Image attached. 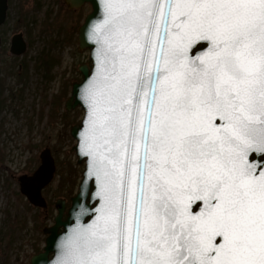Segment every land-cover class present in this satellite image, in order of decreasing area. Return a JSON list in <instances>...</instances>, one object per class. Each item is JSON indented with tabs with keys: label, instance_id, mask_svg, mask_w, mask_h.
Segmentation results:
<instances>
[{
	"label": "snow or ice",
	"instance_id": "6c2138e0",
	"mask_svg": "<svg viewBox=\"0 0 264 264\" xmlns=\"http://www.w3.org/2000/svg\"><path fill=\"white\" fill-rule=\"evenodd\" d=\"M104 13L86 137L104 203L61 264H264V0Z\"/></svg>",
	"mask_w": 264,
	"mask_h": 264
},
{
	"label": "rangeland",
	"instance_id": "374dc122",
	"mask_svg": "<svg viewBox=\"0 0 264 264\" xmlns=\"http://www.w3.org/2000/svg\"><path fill=\"white\" fill-rule=\"evenodd\" d=\"M90 11L89 4L70 9L63 0H8L0 26V264H29L43 250L42 230L53 224L56 199L63 198L67 209L78 190L84 163L72 150L70 127L83 110L66 111L64 104L72 82L81 80L78 66L89 57L87 48L78 49L77 28ZM19 32L26 50L15 56L10 39ZM44 148L56 168L42 189L45 209L31 205L17 182L39 166Z\"/></svg>",
	"mask_w": 264,
	"mask_h": 264
},
{
	"label": "water",
	"instance_id": "95a60500",
	"mask_svg": "<svg viewBox=\"0 0 264 264\" xmlns=\"http://www.w3.org/2000/svg\"><path fill=\"white\" fill-rule=\"evenodd\" d=\"M7 1L0 0V26L7 18ZM63 2L70 9H78L84 4H89L91 7V11L86 14L83 23L77 28L78 49L87 48L89 57L86 63L78 66L81 80L72 82L70 96L64 104L66 111L76 106H80L83 110L81 121L70 127V135L76 140L72 150L75 152L77 162L79 164L83 162L84 166L78 190L71 197L69 207L66 209V202L63 198L56 199L54 204L57 214L53 219L54 223L43 229L47 235L43 250L33 254L29 264H61V261L65 259L71 260L75 247L80 243L77 239L78 234L95 223L104 203L101 196V179L96 174L98 169H94L93 156L86 147V137L90 135L92 120V103L89 93L93 85L99 83L101 77L103 45L96 34V26L103 22L104 0H63ZM204 43L207 48V42ZM25 50L26 42L23 34L19 32L12 35L10 53L20 56ZM189 55L194 56L195 52L190 51ZM39 158L40 164L32 174L22 175L18 180L20 192L29 203L35 207L44 208L46 200L42 195V189L50 183L56 168L49 148H44Z\"/></svg>",
	"mask_w": 264,
	"mask_h": 264
},
{
	"label": "flooded vegetation",
	"instance_id": "af4514ba",
	"mask_svg": "<svg viewBox=\"0 0 264 264\" xmlns=\"http://www.w3.org/2000/svg\"><path fill=\"white\" fill-rule=\"evenodd\" d=\"M8 2V1H7ZM7 14H8V10H7ZM1 37V36H0ZM1 45H2V38H1ZM203 49H206V43L202 42L199 44L198 48L196 49V51H200V50H203ZM0 50H1V47H0ZM194 53V52H192ZM13 55V54H12ZM16 56V55H15ZM261 161H264V155H257L256 153H249V163H252L253 166L256 168L257 170V173L260 171V170H264V169H261ZM22 175H30V174H22ZM20 175V176H22ZM18 176L17 177V182L19 184V180L18 178L20 177ZM20 188V186H19ZM20 191V189H19ZM21 193V192H20ZM22 194V193H21ZM96 203V201L93 203V205ZM196 204H199L200 207H196ZM196 204H193L192 207H193V214H197L198 212H200L203 208V202L202 201H197ZM70 205V204H69ZM48 204L46 202V207L47 208ZM65 217V215H64ZM53 223H54V220H53ZM53 225V224H52ZM51 225V226H52ZM44 231V230H42ZM44 233V232H43ZM45 234V233H44ZM47 235L45 234V238H44V243H45V239H46ZM217 240L218 241H222V237H217Z\"/></svg>",
	"mask_w": 264,
	"mask_h": 264
},
{
	"label": "trees",
	"instance_id": "16d2710c",
	"mask_svg": "<svg viewBox=\"0 0 264 264\" xmlns=\"http://www.w3.org/2000/svg\"><path fill=\"white\" fill-rule=\"evenodd\" d=\"M38 250V248H35V251Z\"/></svg>",
	"mask_w": 264,
	"mask_h": 264
}]
</instances>
